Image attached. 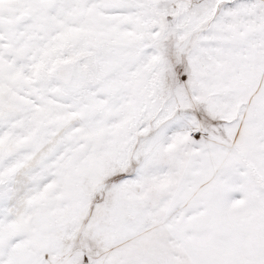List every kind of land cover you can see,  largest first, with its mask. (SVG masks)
<instances>
[{"label": "snow or ice", "instance_id": "snow-or-ice-1", "mask_svg": "<svg viewBox=\"0 0 264 264\" xmlns=\"http://www.w3.org/2000/svg\"><path fill=\"white\" fill-rule=\"evenodd\" d=\"M0 264H264V0H0Z\"/></svg>", "mask_w": 264, "mask_h": 264}]
</instances>
